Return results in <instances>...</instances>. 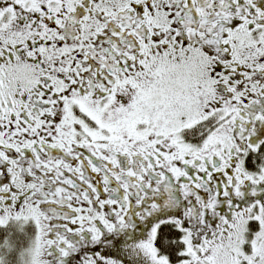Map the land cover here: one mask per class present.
<instances>
[{
    "label": "snow or ice",
    "instance_id": "1",
    "mask_svg": "<svg viewBox=\"0 0 264 264\" xmlns=\"http://www.w3.org/2000/svg\"><path fill=\"white\" fill-rule=\"evenodd\" d=\"M0 264H264V0H0Z\"/></svg>",
    "mask_w": 264,
    "mask_h": 264
}]
</instances>
